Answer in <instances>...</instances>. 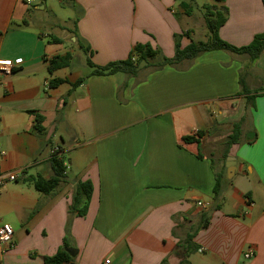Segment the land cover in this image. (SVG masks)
<instances>
[{
	"label": "crops",
	"instance_id": "1",
	"mask_svg": "<svg viewBox=\"0 0 264 264\" xmlns=\"http://www.w3.org/2000/svg\"><path fill=\"white\" fill-rule=\"evenodd\" d=\"M44 1L0 0V63L13 64L10 75L0 73V170L18 174L0 191V220L13 228L0 264H45L67 235L65 264H180L189 235L196 249L189 264H264V49L255 59L205 52L175 66H142L135 77L89 76V66L74 73L71 64L47 71L54 56L72 62L80 45L95 66L127 59L137 44L171 58L173 36L188 45L183 33L191 38L190 22L203 24L212 7L227 10L219 38L245 46L264 32L262 1L66 0L71 46L55 35L60 22L28 14L27 5L46 10ZM207 38L205 27L200 41ZM53 79L64 82L51 86ZM239 79L248 94L239 93ZM236 122L241 141L225 157ZM197 130L195 142L184 140ZM55 147L64 178L44 194L33 179L53 176ZM85 181L87 212L71 217L75 185ZM247 247L251 259L243 258Z\"/></svg>",
	"mask_w": 264,
	"mask_h": 264
},
{
	"label": "trees",
	"instance_id": "2",
	"mask_svg": "<svg viewBox=\"0 0 264 264\" xmlns=\"http://www.w3.org/2000/svg\"><path fill=\"white\" fill-rule=\"evenodd\" d=\"M216 2H222L223 0H214ZM264 6V0H261ZM204 24L208 32V38L206 41H196L194 42L190 38L189 32L183 33V35L189 38L190 43L185 47L181 48L180 46V38L181 35L175 34L174 37V46L175 52L173 57L167 58L163 56L158 49L151 47L149 44H137L133 47L129 56L125 60L115 61L107 63L104 66H95L91 63L89 57H87L86 62L87 65L92 69L89 73V76H107L114 75L116 73H122L128 77H135L140 68L150 67L155 64V68H162L165 66H175L183 60H193L200 54L210 51L223 50L236 55H247L252 59L257 58L264 49V32L260 34H256L252 41L241 47L233 46L219 38L218 30L225 23L227 18V10L225 7H212V9H208L204 15ZM75 37L77 35L75 34ZM79 41V40H77ZM55 42L58 40L55 39ZM83 53L87 54L86 48L80 45ZM88 50V49H87ZM71 64V56L66 54L64 56H54L49 61V66L47 67V71L49 74L54 72L55 70L61 68H67ZM84 81V78L79 79L77 84H81ZM63 79H53L50 81L51 86H58L63 83ZM240 84V92L241 94H248L249 92L246 90L243 80L239 79ZM42 121V118L37 116L36 122L39 125ZM241 123L236 122L233 123L231 127V132L227 136L225 141V157L228 154V149L232 144L240 143L241 141ZM37 129L40 130V127L37 126ZM200 135L199 131H195V133L191 134L184 138L187 142H195L197 137ZM51 165L53 168V176L45 180L42 177H37L33 179L34 187L41 193L48 194L64 178V166L59 158L58 154H53L51 156ZM221 180L222 175H217L215 177V185L213 187V193L218 196L221 189ZM92 194V185L89 181L85 182H77L74 188L71 205L69 207V214L71 217L73 215L83 217L87 212V207ZM69 215V216H70ZM70 220L67 225H69ZM207 225V221L204 223L202 228H205ZM68 234V227H67ZM193 235H189L186 245L184 247V251L181 254L180 264H189L190 255L196 250L194 243H192ZM68 241V235L64 239L63 246L57 251V253L51 257H45V264H65L71 260V256L67 253L66 248Z\"/></svg>",
	"mask_w": 264,
	"mask_h": 264
},
{
	"label": "rangeland",
	"instance_id": "3",
	"mask_svg": "<svg viewBox=\"0 0 264 264\" xmlns=\"http://www.w3.org/2000/svg\"><path fill=\"white\" fill-rule=\"evenodd\" d=\"M44 2H47V9L46 10H37V5H33V6H29L27 5L26 7L28 8V14L31 16H34L36 18H43L45 19L46 23H50L53 24L54 22H60L62 24V26L64 27L63 29H58L55 31V35L57 36H61L64 40H65V45L66 46H71V43L67 40L69 38V36H72V33H70V35L68 34V30L71 28V30L73 29V20L69 23H64L67 22V16L70 13V9L68 7V5L66 4V0H45ZM200 3L203 4L205 3V0H200ZM207 10L205 9L204 12H206ZM194 14L196 15V17H198V14L196 13V11L194 10ZM200 18V17H199ZM195 20V19H194ZM192 21L190 22V28L192 29L194 35L191 37V39L196 42V41H200L203 40L202 36L204 34V23L202 24V22L197 19V21ZM204 20V18H203ZM208 34V32H207ZM86 61V56L82 53V52H77V54L74 56L72 62H71V66L68 69V71L70 72H74V73H85L86 71H88V69H90L88 67V65L86 66L85 64ZM155 64L151 65L148 70L151 68H155ZM148 67V66H147ZM237 105V109L239 108V101L236 102ZM212 111H214V108H211ZM215 112V111H214ZM216 118L218 119V115L215 114ZM65 161H67V155L65 157Z\"/></svg>",
	"mask_w": 264,
	"mask_h": 264
},
{
	"label": "built area",
	"instance_id": "4",
	"mask_svg": "<svg viewBox=\"0 0 264 264\" xmlns=\"http://www.w3.org/2000/svg\"><path fill=\"white\" fill-rule=\"evenodd\" d=\"M25 3L31 4L35 3L36 0H24ZM13 70V64L11 62H1L0 63V73L4 75H10ZM1 124V123H0ZM1 127V125H0ZM195 133V131L192 132V134ZM58 148L55 147L52 151V154H57ZM5 153L2 149L1 144V129H0V161L4 157ZM18 178V174L16 173H3L0 170V191L1 189L10 182H15ZM13 238V228L8 223L2 222L0 220V252L4 247H7L11 244ZM254 255L253 250L251 247H247L245 251L243 252V258L244 259H251ZM104 264H109L108 260H105Z\"/></svg>",
	"mask_w": 264,
	"mask_h": 264
},
{
	"label": "water",
	"instance_id": "5",
	"mask_svg": "<svg viewBox=\"0 0 264 264\" xmlns=\"http://www.w3.org/2000/svg\"><path fill=\"white\" fill-rule=\"evenodd\" d=\"M252 139L251 138H247L246 139V141L247 142H249V141H251ZM234 166H235V161L233 160V158H231V157H228L227 158V161H226V164H225V169H224V171H223V176L224 177H231L230 176V174H231V168H234ZM71 250V249H70Z\"/></svg>",
	"mask_w": 264,
	"mask_h": 264
}]
</instances>
